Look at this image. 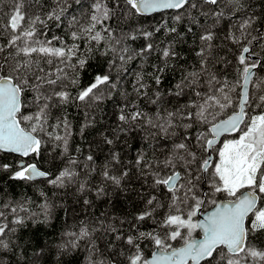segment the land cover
Masks as SVG:
<instances>
[{
    "label": "snow or ice",
    "instance_id": "obj_1",
    "mask_svg": "<svg viewBox=\"0 0 264 264\" xmlns=\"http://www.w3.org/2000/svg\"><path fill=\"white\" fill-rule=\"evenodd\" d=\"M248 7L245 0H11L8 13L0 10V153L20 157L15 165L0 162L9 180L74 188L89 207V193L100 200L109 195V184L121 188L129 171L113 174L111 166L121 163L118 152L102 166L99 184L92 183L94 157L80 160L73 154L70 106L83 109L81 138L96 123L93 113L100 105L119 97L118 133L139 129L164 141L163 159H148L143 151L135 158L137 174L151 182L149 191L138 193L145 207L131 231L122 234L100 217L66 225L54 244V264H72L80 252L83 264H264V247L252 242L258 233L264 236V32L255 27L260 16ZM166 11L173 13L171 25L165 20L152 30L125 31L113 23ZM222 21H227L222 39L231 45L232 60L216 53L221 39L216 26ZM194 27L199 29L192 49L196 62L186 67L176 45L185 43ZM162 30L171 39L157 43ZM140 39L145 43L133 47ZM94 54L103 61H97L92 81L82 85L81 74ZM153 56L159 63H149ZM168 70L179 78L165 93L159 86ZM129 79L131 91L124 86ZM149 81L157 86L151 95ZM169 96L177 101L172 107ZM144 98L155 106L151 112L140 106ZM105 142L114 141L105 137ZM50 145L59 149L63 163L55 172L26 159L39 158ZM39 195L38 211L27 197L0 203V264L23 257L19 233L29 222L53 226L62 205L50 202L44 191ZM141 222L153 227L140 230ZM48 247L34 253L33 264L45 259Z\"/></svg>",
    "mask_w": 264,
    "mask_h": 264
},
{
    "label": "trees",
    "instance_id": "obj_2",
    "mask_svg": "<svg viewBox=\"0 0 264 264\" xmlns=\"http://www.w3.org/2000/svg\"><path fill=\"white\" fill-rule=\"evenodd\" d=\"M245 5L248 7L250 13L255 12L260 16L255 27H257L261 32H264V0H245ZM75 9V14H79V9L76 5H73ZM69 9V11H73ZM0 10L3 13H8L11 10V0H3V4H0ZM173 13L170 11L158 12L149 16H137L134 19L130 18L127 22L121 21L120 25L125 31L129 27L135 28L139 26L141 28L152 30L156 26L162 24L165 20L171 25V17ZM243 15V13H241ZM201 24L205 23L203 17L200 18ZM207 25H211L213 21L211 19L207 20ZM227 21H222L216 26V31L218 36L221 38L217 41L219 47L216 49V53L220 56L226 57L228 60H232V54L228 51L231 45L227 41L223 40V36L226 32ZM58 35L64 36L67 39L66 33L61 32L59 29H55ZM180 31H185L183 25L180 26ZM253 34H256L255 32ZM199 29L194 27V34L189 33L185 36V43L181 44L177 41V50L184 55L187 60L180 61L186 67L195 63L196 58L192 49L196 48L199 41ZM171 37L167 36L163 30L156 35L157 43L160 41H167ZM145 43L143 39H140L133 45V47L142 46ZM163 44H161V47ZM83 47V46H82ZM257 51H260L257 49ZM95 59L90 61L91 66L87 68L85 72L81 74L82 85H87L90 83L96 74V64L97 61H103L102 57L98 54H94ZM260 56L264 59V51H260ZM149 63H159L157 56L150 58ZM235 63V61H233ZM137 62L134 61L130 67L135 69ZM231 67V66H229ZM217 69H223L222 65H217ZM216 70V69H214ZM146 71L150 72L151 68L146 66ZM229 79H235V76L231 71L228 72ZM164 82L159 86V90L162 92H167L172 88V85L178 80V75L172 71L168 70L162 77ZM132 80L129 79L125 82V87L128 91H131ZM151 87L149 88V94L157 89V86L149 81ZM167 99L172 101L169 107H172L177 103L173 97H167ZM122 101L119 97H113L111 100L105 101L98 111L93 114L96 117V123L85 130L84 137L81 138L79 135L80 125L83 123V109H77L70 106L68 108L69 119L73 125V138L71 142L73 154L76 155L80 160H83L85 156L92 155L96 161L97 172L92 177V183H100V171L102 166L111 160V154L113 151L120 154L121 163L113 164L112 172L114 175H120L124 170L129 171V177L125 178L122 182L121 188H115L112 185H108L107 191L109 195L103 197L100 200L95 198L94 193H89L87 198L93 201L92 206L89 207L83 204V196L74 195V188H69L67 190H56L48 186L42 181L36 182H20L11 181L8 179L6 173L0 172V203L4 202H18L23 199L31 198L32 204L30 205L33 210L38 211L36 207L42 203V199L39 195L40 191L47 193L49 201L56 204L62 205L57 207L55 210L56 219L53 226L46 227L43 224L33 225L29 222L28 227L21 230L19 235L21 236L20 244L24 248V255L22 258H18L17 261H9L8 264H33L36 260L34 253L38 251L41 247L47 244L49 247L46 249L48 255L45 259L39 261V264H54V244L59 239V234L64 230L65 226H75L80 220H92L94 221L97 217L104 219L106 223H111L121 230L122 234H127L131 231L130 225L135 224L136 215L143 211L145 204L140 198L138 193L149 191L148 184H150V178L148 179V184L144 183V178L137 174L136 168L134 167V161L137 154L141 151L147 153V158L152 159L153 157L163 159V155L166 154L159 145L164 143V141L157 139H152L146 137L145 131L136 129L133 131H128L125 133L117 132V106ZM183 103V99L180 101ZM140 106L145 110L151 112L155 106L149 105L147 103V98L140 101ZM119 135V139H117ZM105 137L113 139V144L108 145L105 142ZM79 147L81 149L80 153H75V148ZM59 149L53 151L51 145L48 151L42 154L39 158L28 157L26 158L29 162L36 163L38 167L44 170H51L55 172L59 167L63 166L62 161L57 156ZM48 153H51L50 155ZM20 160L18 155H11L0 153V162L15 163ZM55 193V194H54ZM211 209V208H209ZM208 209V210H209ZM163 212V209L160 210ZM65 213H67V221L65 222ZM103 214V215H102ZM11 219V217H9ZM114 218V219H113ZM160 216H157L159 219ZM124 223L121 224L120 222ZM140 230H150L153 225L151 222H141L137 225ZM197 236L199 233L196 234ZM111 239V237H109ZM30 242V243H29ZM257 247H264V236L257 234L256 238L252 241ZM118 246L122 245L121 241L115 242ZM103 248V244H101ZM151 246L149 245L150 254ZM85 253L80 252L77 254L76 259L72 261V264H83V256ZM67 260H72V257H68Z\"/></svg>",
    "mask_w": 264,
    "mask_h": 264
},
{
    "label": "water",
    "instance_id": "obj_3",
    "mask_svg": "<svg viewBox=\"0 0 264 264\" xmlns=\"http://www.w3.org/2000/svg\"><path fill=\"white\" fill-rule=\"evenodd\" d=\"M153 14H155V13H153ZM152 15V14H151ZM222 139H223V137H222ZM211 209H209V211H210ZM197 237H199V235L197 236Z\"/></svg>",
    "mask_w": 264,
    "mask_h": 264
},
{
    "label": "rangeland",
    "instance_id": "obj_4",
    "mask_svg": "<svg viewBox=\"0 0 264 264\" xmlns=\"http://www.w3.org/2000/svg\"><path fill=\"white\" fill-rule=\"evenodd\" d=\"M229 138H231V137H229Z\"/></svg>",
    "mask_w": 264,
    "mask_h": 264
}]
</instances>
